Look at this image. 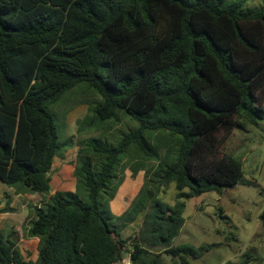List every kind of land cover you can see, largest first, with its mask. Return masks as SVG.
I'll use <instances>...</instances> for the list:
<instances>
[{"label": "trees", "instance_id": "1", "mask_svg": "<svg viewBox=\"0 0 264 264\" xmlns=\"http://www.w3.org/2000/svg\"><path fill=\"white\" fill-rule=\"evenodd\" d=\"M222 1L0 0V183L48 195L61 156L48 109L79 85L96 95L88 106L96 129L133 125L114 145L79 143L75 191L50 195L24 228L38 239L36 261L0 233V264H113L123 250L133 264H156L158 255L134 235L122 238L100 207L122 183L125 159L122 173L143 171V184L115 222L145 209L149 181L173 182L174 205L153 200L164 252L190 264L211 247L169 245L183 225L182 200L237 185L241 163L222 145L241 121L264 129V7Z\"/></svg>", "mask_w": 264, "mask_h": 264}, {"label": "rangeland", "instance_id": "2", "mask_svg": "<svg viewBox=\"0 0 264 264\" xmlns=\"http://www.w3.org/2000/svg\"><path fill=\"white\" fill-rule=\"evenodd\" d=\"M239 1H242L244 10L264 7V0H223L221 7ZM84 87L85 85L82 84L66 92L54 106L48 109L53 117L59 145L58 154L61 156L69 148L78 151L79 143L90 138H100L102 142L107 138L109 143L114 145L122 132H127V127L133 126L129 122L127 125L112 126L107 124L110 122L108 121L101 123L107 127L105 130L103 127L96 129L92 125L96 121L88 113V106L96 101V95L82 90ZM83 121H86L84 125ZM240 123L241 125L236 127L223 143L222 150L241 163L243 172L241 181L232 188L224 189L220 194L209 192L182 200L183 225L169 245L176 247L187 244L195 248L211 245L208 250L202 251L200 257L189 258L190 264H240L246 252L251 254L248 264H264V224L260 220V215L264 211V129L246 121ZM155 134L152 133L148 137H151L150 141L154 144L155 140L152 137ZM69 139L72 140L70 146H68ZM128 160L123 161L116 173V175H124L122 183L117 188L119 191L114 195L119 207L126 206L130 201L133 203L138 189L143 184V171L136 174L139 175L137 177H131L129 169H125L122 173L121 167L128 165ZM154 165L153 162L146 163L147 167ZM147 186L152 190V195L149 196L146 194L148 192H145L143 198L146 200L145 209L133 214L128 213L126 218L132 220L115 222L113 217H117V214L112 211L110 203L114 197L106 204L101 194L99 198L101 210L110 221V225L114 226V230L121 232L122 228L131 224L130 235L141 240V246L152 255L151 257L158 255L156 264H178L177 259L171 258L164 252L167 245L160 239L158 224L161 219L158 218L160 214L156 211L153 202L158 200L161 203L174 205L176 203L174 183L160 185L149 181ZM19 244L22 255L29 260V251L35 250L34 245H30L27 240Z\"/></svg>", "mask_w": 264, "mask_h": 264}, {"label": "crops", "instance_id": "3", "mask_svg": "<svg viewBox=\"0 0 264 264\" xmlns=\"http://www.w3.org/2000/svg\"><path fill=\"white\" fill-rule=\"evenodd\" d=\"M76 154V149L69 148L62 154V156L55 157L53 159L49 173L50 190L48 195L41 196L39 194L29 193L26 191L17 192L14 188L6 187L4 184L0 183V211L6 206L12 209L11 211L0 212V233L11 236V239L16 243L21 254L22 248L19 243H23L25 240H27L30 245H34L35 250L33 252L29 251V260L32 262L36 261L37 259L38 239L27 237L26 230L23 232V229L27 226V221L32 217V209L36 206H40L50 195H53L57 191H75V179L73 177V171L75 167ZM72 164L74 166H72ZM139 190L140 188L138 189L137 193ZM118 191L116 193H118ZM115 198L116 196L114 197V200L110 202L111 208L112 211L117 214V216H119L125 212L131 201L128 202L126 206L119 207ZM131 230V224L126 228H122L120 232L121 236H123L122 238L130 236L132 233ZM139 243L141 246V240H139ZM141 247L143 248V246Z\"/></svg>", "mask_w": 264, "mask_h": 264}, {"label": "built area", "instance_id": "4", "mask_svg": "<svg viewBox=\"0 0 264 264\" xmlns=\"http://www.w3.org/2000/svg\"><path fill=\"white\" fill-rule=\"evenodd\" d=\"M113 264H133L131 252L123 250L120 258Z\"/></svg>", "mask_w": 264, "mask_h": 264}, {"label": "water", "instance_id": "5", "mask_svg": "<svg viewBox=\"0 0 264 264\" xmlns=\"http://www.w3.org/2000/svg\"><path fill=\"white\" fill-rule=\"evenodd\" d=\"M257 122L264 127V119H258Z\"/></svg>", "mask_w": 264, "mask_h": 264}]
</instances>
